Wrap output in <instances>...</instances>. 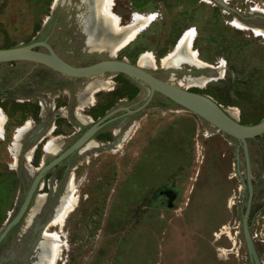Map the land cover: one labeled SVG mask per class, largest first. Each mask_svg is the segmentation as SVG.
Listing matches in <instances>:
<instances>
[{
  "label": "rangeland",
  "instance_id": "1",
  "mask_svg": "<svg viewBox=\"0 0 264 264\" xmlns=\"http://www.w3.org/2000/svg\"><path fill=\"white\" fill-rule=\"evenodd\" d=\"M208 1L114 0L112 12L121 26L131 25L134 12L156 18L145 19L135 40L110 57L86 42L82 0H0V49L33 46L73 66L110 58L137 64L140 54L149 51L156 64L145 70L209 99L241 124H255L264 118V37L230 22L251 17L246 22L264 30V0H225L237 13ZM192 28L194 49L210 68L162 66L160 59ZM109 33L117 38L119 27H110ZM95 80L117 88L94 94L99 102L128 99L139 89V96L143 94L142 84L121 74L78 79L32 62L0 63V108L8 117L7 137L0 139V233L41 164V154L26 159L25 154L10 153L12 129L34 119L35 107L6 98L8 89L17 92L32 82L40 88L59 85L78 91ZM128 119L122 128H104L107 139L110 130L119 136L127 133L117 148L72 155L43 176L22 218L0 243V264H23L42 232L60 240L56 264H253L241 228L247 192L240 143L157 93L145 110ZM73 124L82 126L76 120ZM257 141L260 149L247 141L251 172L256 173L249 228L264 264V179H258L254 167L264 153V134ZM70 182L74 192L66 188ZM167 191L175 197L170 199ZM71 194L77 196L73 211L61 226L48 227Z\"/></svg>",
  "mask_w": 264,
  "mask_h": 264
},
{
  "label": "water",
  "instance_id": "2",
  "mask_svg": "<svg viewBox=\"0 0 264 264\" xmlns=\"http://www.w3.org/2000/svg\"><path fill=\"white\" fill-rule=\"evenodd\" d=\"M216 5L223 7L224 9L230 10L233 13H237L235 10L227 7L225 1L223 0H210ZM238 17H242L239 14H236ZM244 20H239L240 22L246 24L251 31V28L256 27L250 22L251 17L241 18ZM264 19V17H263ZM27 61L35 64H40L49 69L63 74L71 78H90L101 76L105 74H121L125 75L128 78L143 84L148 87L149 94L146 101L139 107L130 110L127 107L119 108L111 113L104 116L102 119L94 123L85 133L69 148L64 152L57 155L53 160L47 164H42L38 167L35 176L33 177L31 184L24 196L22 203L20 204L17 212L11 217L4 228L0 233V243L7 236L9 231L19 222L22 218L24 212L26 211L31 198L38 188L39 183L43 176L57 164L67 158L72 154L76 149L81 147L106 121L112 114L119 110H125L128 114H135L145 109V107L151 101L154 93H159L162 96L166 97L175 104L183 107L187 111L193 113L203 121L209 123L222 133L236 139L240 143L242 149L243 159H244V168H245V177H246V189H247V198L245 203V210L241 219V228L244 243L248 254L251 258L253 264H261L257 252L253 244V238L250 234L249 228V216L252 205V196H253V184L251 178V166L249 158V148L247 141L255 137L261 136L264 134V118L259 122L252 125H245L238 122L235 118L228 115L223 111L219 106L214 104L209 99L199 96L197 94L191 93L186 89H182L178 86L172 85L168 82H165L151 72L145 70L144 68L139 67L137 64H131L125 60L119 59H106L95 62L86 66H73L52 52H42L35 50L33 46H21V47H12L6 49H0V63H12ZM166 195L172 199L175 195L172 191H167ZM45 227V226H44ZM43 227V228H44ZM41 228V230L43 229ZM40 230V231H41ZM40 235V234H39Z\"/></svg>",
  "mask_w": 264,
  "mask_h": 264
},
{
  "label": "flooded vegetation",
  "instance_id": "3",
  "mask_svg": "<svg viewBox=\"0 0 264 264\" xmlns=\"http://www.w3.org/2000/svg\"><path fill=\"white\" fill-rule=\"evenodd\" d=\"M43 67L49 69L48 67ZM55 73L60 74L58 72ZM60 75L65 76L63 74ZM99 81H101V87L90 90L88 86L92 83L91 82L89 84H83L82 87L78 88V91L70 87L59 88V85H53L51 87L42 86L40 88L38 83L32 82L25 83V85L21 86L17 92L16 89L10 87L8 89V93L6 94V98L8 97L10 99H13L16 104H27L35 107L33 116L34 119H32L31 121H24V124L20 126V128H23L25 127L27 122L29 123L27 131L23 133V135L18 139V143L13 142V140H17L15 139L14 134L17 129H12V134H10L8 142V146L10 145L13 147L10 148V152H12L13 150L14 152H18L19 154H25L26 159L29 154H41L40 165L47 164L57 155L61 154L67 148L73 145L85 133L87 129H89L94 123L102 119L104 116L116 109L123 107H127L128 109L133 110L142 105L146 101L149 94L148 87L142 84L143 94L141 96H139V89L133 92L132 97H128V99L120 98L117 99V102H99V100H96L93 95L100 92L101 90H104L109 84V82L107 81ZM106 89L109 92H116L117 90L116 86ZM14 96H21V99L14 98ZM123 101H127V103H124ZM148 105L145 107V109L148 107ZM86 109L87 111H85ZM79 111L86 112L87 114H83ZM140 112H137L135 114H128L125 110H119L115 112L102 123L101 127L81 147L76 149L72 154H70L59 164L66 161L72 155L85 154L91 148H103L105 146H112L114 148H117V146L123 141L127 133L124 132L119 136L115 132H113V130H110L112 136H110V139H107L106 131H104V128L110 125L111 127L115 126L122 128L127 125L126 123L129 121L128 118L136 116ZM75 120L80 122L82 126L78 128L75 127V125L73 124ZM4 131L5 135L2 140L6 139L5 136L7 137V130ZM94 137H97L96 141L93 140ZM259 137L260 136L250 140L255 142L258 146L257 140ZM48 143H51V146L49 148L47 147ZM7 148L8 147H6V149ZM45 154H48V156L52 157L46 160L44 159L46 157ZM96 156L97 155H95V157ZM254 167H256L257 169L258 179H264V153H261L258 165H254ZM253 174L256 177V173L251 172L252 179ZM234 176L235 174H233V177ZM255 191L256 187L253 184L252 197H255Z\"/></svg>",
  "mask_w": 264,
  "mask_h": 264
},
{
  "label": "bare ground",
  "instance_id": "4",
  "mask_svg": "<svg viewBox=\"0 0 264 264\" xmlns=\"http://www.w3.org/2000/svg\"><path fill=\"white\" fill-rule=\"evenodd\" d=\"M205 1L209 2L208 0ZM82 2L86 6V11L83 15V18L85 19L87 25L83 28V30L86 35V42L88 46L93 49H98L100 52L105 51L110 55V57L114 56L117 52L124 49L135 40L140 31L144 28L145 19H150L151 21H153L156 18L155 14L144 16L134 12L131 25L124 27L120 24L119 16L112 12L114 0H82ZM138 19L141 20L140 23L138 22ZM230 23L232 26L240 29L249 28L246 24L240 22L239 20H232ZM112 26L119 27L120 33L117 38H112L111 34L109 33L110 27ZM251 30L256 35L264 37L263 29L253 27L251 28ZM194 39V29H187L178 39L173 51L160 59V63L162 64V66H165L166 68L168 67L173 69H180L184 65L186 66L187 64H191L210 68L209 65L200 60L198 52L194 49ZM180 56H184V60ZM155 64L156 58L154 54L149 51L142 52L137 61V65L144 69L153 68ZM188 82L193 83L192 80H188ZM97 87H101V81L99 80H95L88 86L90 90ZM6 124L7 117L3 110L0 108V139L4 138V130ZM28 125L29 123L27 122L25 127L18 128L16 130L15 139H19L23 135V133L27 131ZM50 146L51 143H48L47 147L49 148ZM74 187L75 186L73 182H70L66 186L69 192H74ZM70 197L72 198H70L68 204H65L62 207L58 206L56 208L54 215L51 217L50 222L47 224L48 227H55L59 225L61 226L64 219H66L68 215L73 211L76 204L75 197L77 196L75 194H71ZM40 198L42 197H39L37 199V207H39V204L41 203ZM40 237L41 239L37 240L34 243L32 248L30 249V252L24 257L23 264L57 263L56 260L58 259V254L60 252V243L57 242L60 240H58L57 234L42 232Z\"/></svg>",
  "mask_w": 264,
  "mask_h": 264
}]
</instances>
